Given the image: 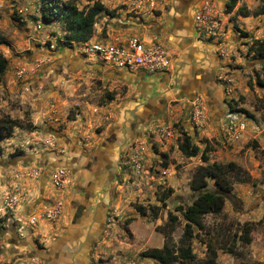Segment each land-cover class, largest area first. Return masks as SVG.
Segmentation results:
<instances>
[{"label":"clouds","instance_id":"obj_1","mask_svg":"<svg viewBox=\"0 0 264 264\" xmlns=\"http://www.w3.org/2000/svg\"><path fill=\"white\" fill-rule=\"evenodd\" d=\"M0 264H264V0H0Z\"/></svg>","mask_w":264,"mask_h":264},{"label":"trees","instance_id":"obj_2","mask_svg":"<svg viewBox=\"0 0 264 264\" xmlns=\"http://www.w3.org/2000/svg\"><path fill=\"white\" fill-rule=\"evenodd\" d=\"M189 218H191V214L189 215Z\"/></svg>","mask_w":264,"mask_h":264},{"label":"rangeland","instance_id":"obj_3","mask_svg":"<svg viewBox=\"0 0 264 264\" xmlns=\"http://www.w3.org/2000/svg\"><path fill=\"white\" fill-rule=\"evenodd\" d=\"M259 86V85H258Z\"/></svg>","mask_w":264,"mask_h":264}]
</instances>
